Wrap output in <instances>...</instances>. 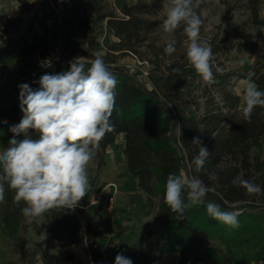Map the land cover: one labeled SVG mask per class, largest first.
Returning a JSON list of instances; mask_svg holds the SVG:
<instances>
[{
    "label": "trees",
    "instance_id": "obj_1",
    "mask_svg": "<svg viewBox=\"0 0 264 264\" xmlns=\"http://www.w3.org/2000/svg\"><path fill=\"white\" fill-rule=\"evenodd\" d=\"M17 1L20 10L11 11L8 16L0 11V39L10 34L15 23L33 9L29 0ZM43 1L54 18L50 22L41 18L42 50L23 66L36 68L49 57L51 66L39 78L51 70L67 71L69 62L77 57L90 62L93 53L99 51L96 34L101 26L112 30L117 39L106 45L102 53L118 81L111 117L115 131L107 134L96 150L93 164L97 173L91 177V188L79 205L86 203L106 167L108 148L117 135L124 134L123 154L128 172L136 180L138 190L146 195L149 213L153 214L139 237L141 264H155L174 252L180 254L178 264H264V195H249L238 182L234 183L237 177H243L264 188V108L256 107L248 123L242 117V99L236 90L239 81L254 73L253 81L264 91V61L253 59L259 40L248 33L253 30L264 42L262 0H218L225 10L222 23L214 32H207V19L197 8L203 20L200 38L207 40L213 51L215 83L211 85L188 64V41L183 27L170 33L168 40H157V31L165 19L161 13L168 0H137L119 10L106 0H84L82 5L61 0V10L58 0ZM237 12L244 13L246 19L230 34L223 25L230 23ZM38 17L36 12L33 24ZM172 39L177 42V51L169 56L164 49ZM125 57L148 62L149 85L120 65ZM173 68H179L180 73H173ZM217 68L222 71L217 72ZM169 104L172 106L167 108ZM166 109L173 115L172 124L165 116ZM22 116L19 100L6 107L0 97V132L11 139L10 128ZM30 134L38 139L34 131ZM195 137L211 152L206 169L207 173H216L218 180H210L205 172L197 174L188 169V163L199 152V146L192 143ZM250 151L252 158H246ZM181 171L199 175L210 191L203 204L188 207L184 216L177 218L163 197L169 173L179 175ZM14 195L5 184V201L0 203V264H34L38 254L44 264L99 263L101 232L91 225L84 229L78 215L60 208L41 216L54 241L67 239L71 243L65 255L53 254L42 246L29 254L26 250L29 228L33 227L37 234L43 228L38 225L40 217L31 223L26 221L21 212L25 205L23 202L17 205ZM208 202L239 212V227L231 229L210 217L205 207Z\"/></svg>",
    "mask_w": 264,
    "mask_h": 264
},
{
    "label": "clouds",
    "instance_id": "obj_2",
    "mask_svg": "<svg viewBox=\"0 0 264 264\" xmlns=\"http://www.w3.org/2000/svg\"><path fill=\"white\" fill-rule=\"evenodd\" d=\"M202 24L193 0H170L163 30L174 33L183 27L188 41V64L211 85L215 83L213 51L209 42L200 38ZM176 43L175 39L170 40L165 53L169 56L175 53ZM93 57L88 63L77 57L69 62L67 71L42 75L38 89L28 83L19 85L23 116L18 124L11 126L13 137L8 146L0 150V203L5 201L7 184L15 193L14 202L24 203L21 212L29 223L54 208L75 210L91 188L88 168L100 142L115 131L111 117L116 106L117 77L102 52H94ZM172 72L178 75L180 69L173 68ZM253 76L250 73L241 82V113L248 123L256 107L264 108V91L259 90ZM159 99L163 101L164 97ZM33 131L38 139L32 138ZM192 143L199 146V152L188 163V169L197 174L207 173L206 162L211 152L199 137L193 138ZM207 175L210 180H218L216 173ZM236 182L249 195H264V188L250 180L237 177ZM209 191L199 175H186L183 171L179 175L169 173L163 199L170 212L181 218L188 207L203 204ZM205 207L214 220L231 229L239 227V212L224 210L215 202H208ZM115 264H133V261L118 253Z\"/></svg>",
    "mask_w": 264,
    "mask_h": 264
},
{
    "label": "crops",
    "instance_id": "obj_3",
    "mask_svg": "<svg viewBox=\"0 0 264 264\" xmlns=\"http://www.w3.org/2000/svg\"><path fill=\"white\" fill-rule=\"evenodd\" d=\"M30 4L33 9L15 23L10 34L0 39V78H6L7 81L6 85L0 89V97L1 103L6 107L19 100V85L24 83V79L30 74L31 69H24L23 66L33 61L42 50L44 28L40 24L41 18L48 22L54 18L43 0H33ZM20 8L17 0H4L0 5V11L4 16ZM36 12L39 14V19L33 24V15ZM105 28L111 34L112 40L117 41L112 30L106 26ZM253 59L264 61V42L261 40L258 42V51ZM48 74L56 73L51 70ZM31 87L38 89L39 84ZM9 140L6 134L0 132V150L8 146ZM124 145V134L117 135L115 143L108 148L105 171L101 173L94 188L99 189L107 184L117 186L114 211L108 213L101 206L93 207L83 211L79 217L84 229L91 225L92 228L101 232L102 257L98 264H115V257L118 253H123L124 256L130 258L133 264H141L142 246L139 243V237L143 227L153 219V214L149 213V202L146 195L138 190L136 180L128 172L127 159L123 154ZM112 191V189L108 190L110 193ZM38 246L46 247L51 253L63 256L71 243L67 239L62 241L51 239L47 243H38ZM53 246H60L61 251L55 253L52 250ZM27 247L28 243L26 250ZM31 251L27 252L31 254ZM179 261L180 254L174 252L165 255L155 264H178ZM34 264H44L40 254L37 255Z\"/></svg>",
    "mask_w": 264,
    "mask_h": 264
},
{
    "label": "rangeland",
    "instance_id": "obj_4",
    "mask_svg": "<svg viewBox=\"0 0 264 264\" xmlns=\"http://www.w3.org/2000/svg\"><path fill=\"white\" fill-rule=\"evenodd\" d=\"M30 2H32L33 0H29ZM68 2H77L79 5H82L84 3V0H67ZM109 2V4L111 6H113L114 8H121L122 5L124 4H134L137 0H106ZM263 5H264V0H262ZM59 3V8H62V4H61V0H58ZM170 4V0H168L166 2V4L164 5V9L161 13V18H165L166 17V12L167 9L169 7ZM193 6H194V10L196 11L198 7L201 8L202 14L203 16L207 19V32H214L216 30V28L222 23V17L224 15V10L225 7L218 1V0H193ZM264 11V8H263ZM262 11V16H264V13ZM246 19V16L244 15V13L242 12H237L234 19L227 24H224L223 27L227 30L228 33L232 34L235 30V28H237L238 26H240L241 22L243 20ZM242 30V29H241ZM248 33L253 36L254 39L259 40L258 36L255 34V32L253 30L248 31ZM169 35L170 33H167L163 30V27L160 28L157 31V40H159L160 42H164L166 40L169 39ZM96 38H97V43L99 46V51L100 52H104V47L106 45H108L110 42H112V38H111V34L108 33L107 29L104 26H101L98 29V32L96 34ZM55 44V42H54ZM57 50L59 51L60 49L57 48ZM120 65L124 66V68L126 70H128V72L132 75L135 76V78L140 81V82H145L144 80V75L142 72L143 70L145 71V67L144 65H141L139 63V59H136L134 57H125L120 61ZM233 66H236V64L234 63ZM242 81H239L236 87V90L238 92V94L241 96V107L243 104V85L241 83ZM165 116L168 119V121L172 124L173 123V115L172 113L166 109L165 110ZM253 156V151H250L247 155L246 158H252ZM107 164V163H106ZM105 171V168L101 171V173H103ZM185 173V171H183ZM97 173V169L96 166L93 164V162L89 165L88 168V175H89V180L91 179V177L95 176ZM101 173L98 176V179L101 175ZM186 174V173H185ZM98 179L96 181V183L98 182ZM96 187V184L94 186V188ZM93 188V189H94ZM80 215H82V213H80ZM38 225L43 228V231L41 234H37V232L35 231V229L33 227L29 228L28 234H27V243H28V247H27V251L31 253L37 251L39 249L38 243L44 242L47 243L49 240H51V235H50V231H49V227L45 224L44 221V217L40 216V218L38 219ZM52 250L55 253H59L61 251V247L60 246H56V247H52Z\"/></svg>",
    "mask_w": 264,
    "mask_h": 264
},
{
    "label": "built area",
    "instance_id": "obj_5",
    "mask_svg": "<svg viewBox=\"0 0 264 264\" xmlns=\"http://www.w3.org/2000/svg\"><path fill=\"white\" fill-rule=\"evenodd\" d=\"M50 63V58L46 57V59L39 64L36 68L30 70L29 76L24 79V83H28L30 86H34L37 82L39 76L46 71ZM141 65H144L145 71L143 70L140 73H143L144 80L147 85H149V70H148V62L140 61ZM6 78H0V87H4L6 85ZM109 189H112V193L108 192ZM117 193V186L115 184H107L99 189H93L90 193V196L84 205H78L75 210H70L80 217L81 210L85 211L87 209L93 207H103L108 213H112L115 207V196Z\"/></svg>",
    "mask_w": 264,
    "mask_h": 264
}]
</instances>
